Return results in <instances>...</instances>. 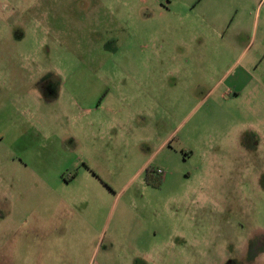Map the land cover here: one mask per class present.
<instances>
[{"label":"rangeland","instance_id":"obj_1","mask_svg":"<svg viewBox=\"0 0 264 264\" xmlns=\"http://www.w3.org/2000/svg\"><path fill=\"white\" fill-rule=\"evenodd\" d=\"M0 264H264V0H0Z\"/></svg>","mask_w":264,"mask_h":264},{"label":"trees","instance_id":"obj_2","mask_svg":"<svg viewBox=\"0 0 264 264\" xmlns=\"http://www.w3.org/2000/svg\"><path fill=\"white\" fill-rule=\"evenodd\" d=\"M150 171L148 169L145 170V174H146V181H149L150 179ZM156 173V189L160 188L162 185V178L161 176L157 173V169L155 170Z\"/></svg>","mask_w":264,"mask_h":264},{"label":"flooded vegetation","instance_id":"obj_3","mask_svg":"<svg viewBox=\"0 0 264 264\" xmlns=\"http://www.w3.org/2000/svg\"><path fill=\"white\" fill-rule=\"evenodd\" d=\"M162 171V170H161ZM162 178V181H163V177H164V172L162 171V174H159ZM158 189V188H157Z\"/></svg>","mask_w":264,"mask_h":264},{"label":"built area","instance_id":"obj_4","mask_svg":"<svg viewBox=\"0 0 264 264\" xmlns=\"http://www.w3.org/2000/svg\"><path fill=\"white\" fill-rule=\"evenodd\" d=\"M158 174H162V171L160 169H157Z\"/></svg>","mask_w":264,"mask_h":264}]
</instances>
